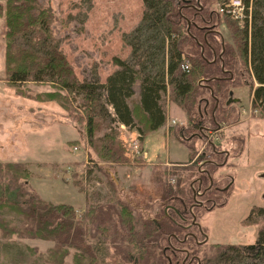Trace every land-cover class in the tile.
<instances>
[{
	"label": "rangeland",
	"instance_id": "rangeland-1",
	"mask_svg": "<svg viewBox=\"0 0 264 264\" xmlns=\"http://www.w3.org/2000/svg\"><path fill=\"white\" fill-rule=\"evenodd\" d=\"M4 1L0 0V3ZM39 2L51 9L53 37L79 81L105 83L107 77L118 68L113 61L114 57L130 59L131 47L126 43L125 35L138 26L145 10L143 0ZM228 2L230 0H219L215 4L218 18L221 16L222 22L229 19L243 28L249 17L251 29L253 7L248 14L245 11L241 15L235 13L231 16L221 12V7ZM215 27L235 53L238 44L243 43V37L235 45L230 28L224 23ZM6 42L5 25L0 19V162H15L21 166V170L27 169L32 175L28 179L29 185L45 201L72 205L79 217L87 213L89 204L97 206L110 203L119 208L122 202L132 210L131 230L146 233L148 229L143 228L146 221L151 223L154 219L162 220L169 204H179L175 190H171L173 193L167 195V200L162 199L167 187L176 189L181 181V187L188 193V186L194 177L204 178L198 175L197 165L192 163L204 155V160L212 158L223 164L211 178L205 179L208 182L205 181L203 186L213 180V187L225 188L229 185L230 177L235 176L227 192L228 199L222 192L208 193V197L215 199L217 204L208 212L197 213L209 237L207 243L252 244L256 241L259 229L264 226V216L254 211L256 208H264V111L262 105L254 100L253 91L259 84L250 66L248 72L244 67L243 79L237 77L240 86L228 89L233 92L232 98H238L240 102L226 105L229 96L223 95L215 116L218 123L215 125L210 124L211 115L205 114V103L200 104L201 96L210 99L207 93L197 88V93L188 103L191 114H201L197 121L201 120L204 128L209 127V132L215 130L218 133L223 129L214 140L218 151H228L225 161V153L212 154L205 142L206 130L203 127L192 129L187 112L173 101L170 86L160 101L166 121L159 129L150 131L139 105L140 81L134 85L135 93L129 100L135 111L134 125L129 127L97 118L94 138L96 145L93 146L87 130H82L86 128L83 122L86 121L91 102H85L83 96L69 94L64 90L62 92L49 82L12 84L5 68ZM18 44L27 46L28 42L19 39ZM185 61L192 68L190 58ZM201 82V78L196 80V84ZM222 92H225L224 88ZM47 93L65 95L72 109L66 111L58 102L45 97ZM200 106L202 112H199ZM109 111L115 118V112L110 106ZM202 131V135L197 136ZM107 133L114 135L117 144L112 143V152L120 150L119 158L106 155L105 146L108 142H102L100 138ZM220 134L223 136L218 139ZM136 140L138 148L132 149L130 143ZM242 149L245 152L240 157L238 151ZM176 162L180 163L179 167L171 165ZM6 169H0V180L13 185L14 181L8 179L11 176L7 174L8 171L21 170L17 166L16 169ZM5 216L12 225L19 222L14 214ZM113 219L110 221V230L97 232L94 228L86 234V245H91L97 256L93 264H146L143 259L138 260V256L133 258L128 255L130 251L136 254L134 248L137 244L131 240L132 231L121 228L119 217L114 216ZM149 226L151 231L157 228ZM54 246L55 243L48 240L16 235L4 237L0 234V264H33L32 250L46 255ZM186 246L190 253L197 252L201 256L203 252H213L207 247L196 250L194 241ZM16 253L21 254L17 256ZM74 253L75 250H71L65 264H74ZM167 255L171 257L170 253ZM85 258L82 264H91L92 259L88 256Z\"/></svg>",
	"mask_w": 264,
	"mask_h": 264
},
{
	"label": "trees",
	"instance_id": "trees-1",
	"mask_svg": "<svg viewBox=\"0 0 264 264\" xmlns=\"http://www.w3.org/2000/svg\"><path fill=\"white\" fill-rule=\"evenodd\" d=\"M218 1L143 0L145 10L138 26L133 32L125 35V41L131 47V57L129 60L114 57L113 61L118 68L102 83L78 80L72 65L53 37L50 26L51 9L45 8L39 0H5L0 3V19L5 25L7 41L6 74L12 84L28 81L49 82L62 92L64 90L69 94L83 96L85 102H91L90 111L83 122L86 128L83 127L82 130H87V136L93 146L97 118L129 127L134 125L135 111L129 100L133 98L137 81H140L141 114L146 119L150 131L159 129L166 121L160 101L170 86L173 101L187 112L192 129L203 127L207 133L211 129L204 128L201 120L197 121L201 114H191L188 105L194 93H197V88L210 96V99L201 96L200 104L205 103V114L211 115L210 124L215 125L218 123L215 116L223 95L228 97L231 91L228 89L240 86L241 82L238 83L237 77L243 79L242 71L246 68L248 72V66L259 84L253 91L254 100L262 105L264 111V0H242L247 14L253 7L251 29L249 17L243 28L229 19L222 22L221 16L218 18L214 8ZM223 23L232 30L235 45L241 36L243 37L244 41L238 44L235 53L215 27ZM19 39H25L27 46L18 44ZM186 58L192 61V68L191 65L190 68H185L188 64ZM199 78L202 82L196 84ZM223 88L225 92H222ZM59 93H47L45 97L58 102L69 112L72 108L66 100L67 97ZM109 106L113 108L115 118L112 117ZM199 112H202L201 106ZM203 131L197 136H201ZM104 140L108 142L107 146L103 145V149L105 146L107 150L106 155L119 158L120 150L112 152V143L117 144L114 135L107 133L100 138V141ZM209 147L212 154H219L218 147ZM238 152L241 156L243 149ZM227 154L228 151L225 152V159ZM204 157L200 156L197 162H202ZM16 166L17 169L21 167L15 162H0L2 171L6 168L16 169ZM22 166L27 167L26 164ZM205 167L210 175L218 169L215 161L207 162ZM8 172L7 174L11 175L8 179L14 182L11 185L0 180V234L4 237L16 235L23 238H39L55 243L54 248L46 255L32 250L33 264H65L71 250H75L74 264H82L86 256L92 259L93 264L97 256L94 248L86 245V234L94 228L97 232L110 230V221L114 220V216L119 217L118 221L123 230L128 228L132 231V210L122 202L119 203V208L110 203L97 206L89 204L87 213L79 217L72 205L45 201L29 185L28 179L32 175L27 169H22L21 172L12 169ZM181 184L183 182L180 181L176 189L166 185L167 191L162 198L167 200V195L175 190L178 197L175 198L180 206L169 204V212H166L162 220L154 219L151 223L146 221L143 224V228L148 229L146 233L138 230L131 232V240L137 244L134 248L137 255L130 251L129 256H138V260L143 259L146 264H264V226L259 229L256 241L252 244L197 245L195 239L188 234L187 227L191 224L189 219L192 218L189 217V208L193 203L191 187L188 186L187 193ZM216 190V187H212L208 193L214 194ZM199 210L200 208L195 209ZM200 211L205 212L203 209ZM254 211L264 216V208H256ZM9 214L18 217L19 222L14 225L9 223L5 218V215ZM130 220L132 221L129 223ZM149 224L157 227L155 231L149 230ZM195 232L203 239L197 229ZM193 241L196 250L207 247L213 252H203V256L197 255V252L190 253L189 247L185 245ZM168 253L171 257H168ZM16 255L19 256L17 253Z\"/></svg>",
	"mask_w": 264,
	"mask_h": 264
},
{
	"label": "flooded vegetation",
	"instance_id": "flooded-vegetation-1",
	"mask_svg": "<svg viewBox=\"0 0 264 264\" xmlns=\"http://www.w3.org/2000/svg\"><path fill=\"white\" fill-rule=\"evenodd\" d=\"M258 109V108H256ZM226 151H219L217 153L219 154H223ZM227 158V157H226ZM198 159H194L192 161V163L194 165L197 164L196 168L197 172L199 174H201L203 177H194L191 180L190 183V187H191V191H192V198H193V203L191 204V207L189 208L190 213H191V224L189 226H187L189 228V233L194 239L197 245L199 246H204L206 244H208V235L206 233V231H204L199 219V216L197 213H201L202 211H200L201 209L205 210L206 212L212 210L213 207H215V205L217 204V202H215V199L208 197V192L209 190L214 186V181L210 180V182L208 183L209 185H205L203 186V184L205 183V181L207 182V180H205L206 178H211L210 172L209 170L205 167L207 162H214L218 165V167L223 164V163H217L216 160H211V159H207V160H203L202 162H197ZM207 161V162H206ZM226 161V159H225ZM196 163V164H195ZM196 172V171H195ZM206 177V178H205ZM235 178V176H234ZM233 177H230V181H229V185H227L225 188H220V187H216V191L218 193H225L226 199L229 198L227 192L230 189V185L232 184ZM232 180V181H231ZM231 183V184H230ZM200 208L199 211H195V209ZM191 229H194L196 231V229L199 231V233L202 235L203 239L200 240V236L198 234H195V231H190Z\"/></svg>",
	"mask_w": 264,
	"mask_h": 264
},
{
	"label": "built area",
	"instance_id": "built-area-1",
	"mask_svg": "<svg viewBox=\"0 0 264 264\" xmlns=\"http://www.w3.org/2000/svg\"><path fill=\"white\" fill-rule=\"evenodd\" d=\"M245 10H246V8H245V5H244V3L242 2V0H230V2H228V3H226V4H224L222 7H221V12L222 13H227V14H229V15H233V14H235V13H239L240 15L243 13V12H245ZM185 68L186 69H188V68H190V65L189 64H187L186 66H185ZM175 122V121H174ZM130 135H131V133H130ZM129 135V136H130ZM131 137H132V135H131ZM138 140H136V141H131V143H130V146H131V148L133 149V147L135 148V149H137L138 148ZM142 154H144L143 152H142ZM146 156H147V154H146ZM146 156H145V158H146Z\"/></svg>",
	"mask_w": 264,
	"mask_h": 264
},
{
	"label": "water",
	"instance_id": "water-1",
	"mask_svg": "<svg viewBox=\"0 0 264 264\" xmlns=\"http://www.w3.org/2000/svg\"><path fill=\"white\" fill-rule=\"evenodd\" d=\"M232 95H233V92H230L231 98L227 101V105H230L232 102H238L239 101V99H237V98L233 99Z\"/></svg>",
	"mask_w": 264,
	"mask_h": 264
},
{
	"label": "crops",
	"instance_id": "crops-1",
	"mask_svg": "<svg viewBox=\"0 0 264 264\" xmlns=\"http://www.w3.org/2000/svg\"><path fill=\"white\" fill-rule=\"evenodd\" d=\"M243 154H244V153H243ZM25 163H31V164H32L33 162H30V161H26Z\"/></svg>",
	"mask_w": 264,
	"mask_h": 264
},
{
	"label": "bare ground",
	"instance_id": "bare-ground-1",
	"mask_svg": "<svg viewBox=\"0 0 264 264\" xmlns=\"http://www.w3.org/2000/svg\"><path fill=\"white\" fill-rule=\"evenodd\" d=\"M259 109V108H258Z\"/></svg>",
	"mask_w": 264,
	"mask_h": 264
}]
</instances>
